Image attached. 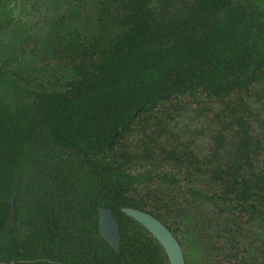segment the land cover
<instances>
[{"label":"trees","instance_id":"obj_1","mask_svg":"<svg viewBox=\"0 0 264 264\" xmlns=\"http://www.w3.org/2000/svg\"><path fill=\"white\" fill-rule=\"evenodd\" d=\"M9 1L0 0V264H170L158 240L122 208L153 214L177 238L190 218L180 237H194L205 217L189 210L170 224L172 210L182 207L167 206L147 185L179 182L151 174L145 156L154 158L184 100L205 98L223 104L231 119L203 167L219 187L178 198L190 192L196 212L212 203L228 216L221 223L230 238L218 245L209 222L198 224L194 248L206 260L222 250L234 264H264L263 150L249 104L264 84V0H22L28 13L43 12L33 31L24 12L10 15ZM87 8L93 26L78 28ZM232 124L226 139L222 131ZM149 128L154 135L141 141V157L127 139ZM167 157L181 166L179 151ZM136 165L144 171L133 173ZM99 207L118 221L119 253L100 233ZM242 217L263 231L247 236L246 260L230 251L245 235Z\"/></svg>","mask_w":264,"mask_h":264},{"label":"rangeland","instance_id":"obj_2","mask_svg":"<svg viewBox=\"0 0 264 264\" xmlns=\"http://www.w3.org/2000/svg\"><path fill=\"white\" fill-rule=\"evenodd\" d=\"M59 14L61 13H56L55 16H58ZM41 15H43V12H35L29 14L26 20H28L30 26L32 23L38 24V29H40L42 27L40 23L43 22ZM50 21H53V19H50ZM93 21L92 11L90 8H87L81 11L80 18L74 23V25L78 28L89 25L93 26ZM30 47L31 45L27 46V49ZM39 47L40 44H37L36 48L38 49ZM249 104L251 110L254 112V116L251 119L253 134L260 139L261 151L263 150L260 153L261 159L258 162L262 167L264 165V84L255 87L249 98ZM181 106L182 108L179 109L178 114L173 115L174 120L166 121L165 128L167 129V132L162 134L157 140L160 142L161 146L159 147L157 145L155 147L156 154L154 158L149 159L145 156L146 161H148L146 169L149 170L151 174H166L167 176L172 174L179 182V186L176 187V184L162 183L155 179V183L147 185L155 192V197H159L163 203L167 202V206L172 205V200L174 202L178 201V205L182 207L179 212L172 210V213L168 217L173 225V220H178L180 217L188 215V212L186 211L192 210L193 204H195L193 203L194 200L190 192H188L189 195L187 193L188 200L178 198L182 196L181 193L188 191L189 189H199L202 193L212 194L218 189L219 184L211 178V175L208 174V170L207 172L204 171L203 167L207 165L206 159L212 157V151L215 148L216 134L231 120L228 114L223 113V111H225L224 105L218 101H211L205 98L201 103H196L195 101L187 99L183 101ZM235 129L236 126L232 124L228 130L225 132L222 131V134L226 139H229L231 132ZM152 134L150 128L145 133L142 131L135 132L133 136L127 139L131 143L130 150L143 157L142 154L144 150L141 141L146 140L148 136ZM161 148L164 150H161ZM172 149L179 151L181 154V158H183L181 166H177L174 161L167 157V152ZM195 158L200 162V165L195 162ZM197 166L201 168L200 172L194 171ZM141 171L143 172L144 169L140 168L138 165L132 167L133 173ZM188 171L192 172L191 176H188ZM149 187H147V190ZM195 202H197V200H195ZM202 207L203 212L199 210L196 213L204 215V217L216 218L219 222L218 224H221V220L224 218V213L222 215H217L218 210L210 202ZM242 218L244 219L241 221V230L245 235L239 238L238 243L240 244L241 251H244L248 248L249 244L247 236H255V234L258 233H261L262 235L263 231H261V229L255 224H249L246 222V217ZM184 220L187 221L180 223L182 232L183 228L191 229L190 218H184ZM208 230L211 231L212 228ZM194 238L198 240V237L195 235L189 239L182 236V245L184 246L188 261L191 264L194 261L199 263L200 258L202 262H206L204 261V254L200 255L194 248ZM223 242H225V240H223V237H220L217 244L221 245ZM208 250L211 251L209 248ZM221 251L222 250L215 255L218 259L216 261L220 263L224 262V259L221 258ZM223 252H225L224 249ZM245 258L247 259V257Z\"/></svg>","mask_w":264,"mask_h":264},{"label":"water","instance_id":"obj_3","mask_svg":"<svg viewBox=\"0 0 264 264\" xmlns=\"http://www.w3.org/2000/svg\"><path fill=\"white\" fill-rule=\"evenodd\" d=\"M142 108H139L137 115ZM17 211V198L14 194L12 197V213L13 221ZM99 230L103 238L109 243L116 253L120 252L121 233L118 221L112 210L106 207H99ZM122 212L134 219L136 222L145 227L162 245L167 253L170 264H186L183 248L181 243L175 237L174 233L168 228L164 222L153 214L133 207H123Z\"/></svg>","mask_w":264,"mask_h":264},{"label":"flooded vegetation","instance_id":"obj_4","mask_svg":"<svg viewBox=\"0 0 264 264\" xmlns=\"http://www.w3.org/2000/svg\"><path fill=\"white\" fill-rule=\"evenodd\" d=\"M23 1L22 0H11V1H9V3H8V7H10V15L12 14L13 15V18H15L14 20H16V19H19L20 18V15H21V13L23 14V12H24V15H23V22L25 23V25H26V27L29 29V31H30V29H31V31H33L34 29H35V24L36 23H32L31 24V26L28 24V20H26V18L28 17V15L29 14H33V13H35V11L33 10V11H31V12H29L28 13V11L29 10H31V8L32 7H28V2H26V7L24 8L23 7ZM19 10V11H18ZM22 11V12H21ZM19 15V16H18ZM18 16V17H17ZM15 22V21H14ZM41 24V23H40ZM33 34V33H32ZM29 45H31V47H33L34 46V41L31 39V40H29ZM30 47V48H31ZM176 187H177V185H176ZM186 192V191H185ZM191 202H193V201H191ZM193 203H195V201L193 202ZM213 205V204H212ZM193 212H194V215L196 214V210L194 209V206H193ZM197 216V215H196ZM201 216V215H200ZM200 216H197V217H200ZM204 216V215H203ZM224 216L226 217V219H225V221L227 220V215H225L224 214ZM205 220L206 221H204V223H202L201 221H198V224L199 225H202V224H204V225H202L203 227L206 225V223L207 222H209V228L208 229H210V228H212V230L210 231V230H208V231H210V233H209V235H212V236H214V235H217V234H220L218 237H224V238H227V239H229L230 238V235H229V233L227 232V230H224V228H225V225H224V223H221V224H218V222H215V221H217L216 220V218L215 219H213V218H210V217H205ZM213 220V221H212ZM178 221H180V219H178ZM170 222V224H171V221H169ZM175 222H177V221H175ZM181 222V221H180ZM178 223V222H177ZM198 224H195L194 225V232H196V234H194L196 237H200L201 235H202V232L201 231H196V228L197 227H200ZM249 224H251V223H249ZM169 228V227H168ZM207 228V227H206ZM226 228H227V226H226ZM171 230V229H170ZM182 231V229L181 228H178V232H177V234H178V237L179 238H177L176 236V238L178 239V241L181 243V246H182V248H183V252H184V256H185V260H186V264H191V263H189V261H188V257H187V255H186V252L184 251V246L182 245V239H181V237H180V232ZM215 233V234H214ZM179 239H181V240H179ZM226 241V240H225ZM226 244V243H225ZM237 244V246H238V249L237 250H235V249H231L230 248V244L229 243H227L226 245H224V247H223V249L225 250V246L229 249L230 248V251L232 252V253H234L235 251H237L238 252V257H239V259H243V260H246V258H244L245 256H244V254H246L243 250L241 251V248H240V244L239 243H236ZM229 245V246H228ZM202 259H203V257H202ZM248 259V258H247ZM208 260H210V261H208ZM208 260H206V256L204 255V261H206V262H202L201 260H200V258H199V263H196V261H194V262H192V264H206L207 262H212V264H234L233 263V260H232V262H229V261H227L226 260V258L224 259V262H222V263H220V262H217L216 260H218L217 258H215V257H210ZM238 264V263H237ZM240 264H244V263H240Z\"/></svg>","mask_w":264,"mask_h":264}]
</instances>
